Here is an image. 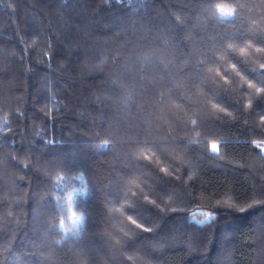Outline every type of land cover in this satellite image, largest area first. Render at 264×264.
Listing matches in <instances>:
<instances>
[{
    "label": "trees",
    "instance_id": "obj_1",
    "mask_svg": "<svg viewBox=\"0 0 264 264\" xmlns=\"http://www.w3.org/2000/svg\"><path fill=\"white\" fill-rule=\"evenodd\" d=\"M245 42L264 0H0V264H264V94L207 71L264 87Z\"/></svg>",
    "mask_w": 264,
    "mask_h": 264
},
{
    "label": "snow or ice",
    "instance_id": "obj_2",
    "mask_svg": "<svg viewBox=\"0 0 264 264\" xmlns=\"http://www.w3.org/2000/svg\"><path fill=\"white\" fill-rule=\"evenodd\" d=\"M215 13L217 18L223 23L228 21L229 19L233 18L236 15V8L231 6H226L224 3H218L215 6ZM229 51L233 52L237 56L245 60H254V57L264 53V48L257 47L253 45L251 42H245L242 45H236L229 43L227 46ZM218 60L220 64L210 66L207 71L214 77L218 78L219 80L223 81L225 85L231 83L230 77L225 75L226 72L235 73L242 81L243 85L246 86L248 89H254L255 93L259 96L264 94V87L257 86L254 82L247 80L243 77L237 68V65L233 62H230V59L225 54L218 55ZM259 67L264 69V63H260ZM211 103V102H210ZM211 107L217 111H224L219 104L211 103ZM246 107H251V101L248 102ZM4 123H7V118H5ZM193 124L196 123L195 120L192 121ZM260 123L264 124V116L260 117ZM253 146L260 150L262 154H264V140H254L251 142ZM209 147L213 153H218L220 150V146L215 142H211ZM139 155L143 156L144 159L148 160L151 159L149 155L144 152H141ZM161 171L167 172V169H161ZM134 183V181H133ZM130 223L136 224V221L132 217H128ZM78 222H81V216H76L75 214L72 217V223L75 225ZM64 222H60V226L63 227ZM141 227L140 225H137ZM148 230V229H144Z\"/></svg>",
    "mask_w": 264,
    "mask_h": 264
},
{
    "label": "rangeland",
    "instance_id": "obj_3",
    "mask_svg": "<svg viewBox=\"0 0 264 264\" xmlns=\"http://www.w3.org/2000/svg\"><path fill=\"white\" fill-rule=\"evenodd\" d=\"M83 194H84L83 191H77V195H83ZM73 200H74V197H73V196H70V197L68 198V205H69V207L72 206ZM211 217H212V216H211L210 214L203 215V216H202V220H204V221H209Z\"/></svg>",
    "mask_w": 264,
    "mask_h": 264
},
{
    "label": "clouds",
    "instance_id": "obj_4",
    "mask_svg": "<svg viewBox=\"0 0 264 264\" xmlns=\"http://www.w3.org/2000/svg\"><path fill=\"white\" fill-rule=\"evenodd\" d=\"M244 210L245 209H243V208L239 209V211H241V212H243ZM84 220H85V217L81 216V222H80L81 225L83 224Z\"/></svg>",
    "mask_w": 264,
    "mask_h": 264
}]
</instances>
